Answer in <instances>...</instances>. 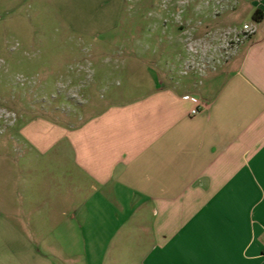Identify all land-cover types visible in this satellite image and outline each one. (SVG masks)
I'll use <instances>...</instances> for the list:
<instances>
[{"label": "crops", "instance_id": "0c3cea01", "mask_svg": "<svg viewBox=\"0 0 264 264\" xmlns=\"http://www.w3.org/2000/svg\"><path fill=\"white\" fill-rule=\"evenodd\" d=\"M243 1L263 15L221 67L180 72L187 40L218 27L165 8L140 40L165 50L157 66L142 58L147 92L77 126L8 127L0 264H264V0Z\"/></svg>", "mask_w": 264, "mask_h": 264}, {"label": "rangeland", "instance_id": "374dc122", "mask_svg": "<svg viewBox=\"0 0 264 264\" xmlns=\"http://www.w3.org/2000/svg\"><path fill=\"white\" fill-rule=\"evenodd\" d=\"M65 3L70 7L69 19L63 18L62 8L52 0H0V11L6 13L0 25V182L1 151L12 149L8 127L35 116L77 126L107 102L127 101L152 87L149 78L141 75L142 58H152L157 66L165 50L140 40L157 12L196 10V23L218 27L204 44L187 40L189 57L180 67L185 75L221 67L241 45L236 48L232 42L233 30H242L245 23L255 25L243 0ZM114 10L120 13V25L102 32L101 22L113 21ZM166 51L181 54L185 50ZM200 55L203 62L198 64Z\"/></svg>", "mask_w": 264, "mask_h": 264}, {"label": "built area", "instance_id": "2783aa9c", "mask_svg": "<svg viewBox=\"0 0 264 264\" xmlns=\"http://www.w3.org/2000/svg\"><path fill=\"white\" fill-rule=\"evenodd\" d=\"M255 33H256V29L253 25L245 24L242 30H236V29L233 30L232 34H233L234 38H233L232 42L236 45V48H237L239 46V44L244 43V41L249 39ZM192 113H193V115H196V114H198V111L194 110Z\"/></svg>", "mask_w": 264, "mask_h": 264}, {"label": "trees", "instance_id": "16d2710c", "mask_svg": "<svg viewBox=\"0 0 264 264\" xmlns=\"http://www.w3.org/2000/svg\"><path fill=\"white\" fill-rule=\"evenodd\" d=\"M262 15H263L262 12H259V11L256 12L254 17H253L254 22H259L260 21V16H262Z\"/></svg>", "mask_w": 264, "mask_h": 264}, {"label": "flooded vegetation", "instance_id": "af4514ba", "mask_svg": "<svg viewBox=\"0 0 264 264\" xmlns=\"http://www.w3.org/2000/svg\"><path fill=\"white\" fill-rule=\"evenodd\" d=\"M210 46H212V42L210 41ZM209 51V53L212 55V52L210 50H207V52ZM208 56V54H206ZM210 56V55H209Z\"/></svg>", "mask_w": 264, "mask_h": 264}]
</instances>
